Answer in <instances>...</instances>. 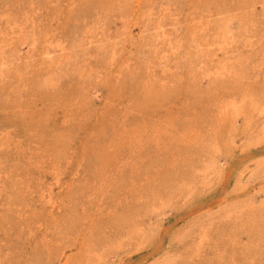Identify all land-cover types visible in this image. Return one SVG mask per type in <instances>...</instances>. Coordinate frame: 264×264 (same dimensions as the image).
<instances>
[{
  "label": "rangeland",
  "instance_id": "obj_1",
  "mask_svg": "<svg viewBox=\"0 0 264 264\" xmlns=\"http://www.w3.org/2000/svg\"><path fill=\"white\" fill-rule=\"evenodd\" d=\"M0 264H264V0H0Z\"/></svg>",
  "mask_w": 264,
  "mask_h": 264
}]
</instances>
